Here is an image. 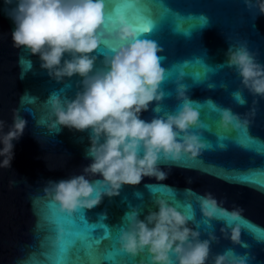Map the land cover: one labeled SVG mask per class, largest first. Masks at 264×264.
<instances>
[{"label": "clouds", "instance_id": "9594fccd", "mask_svg": "<svg viewBox=\"0 0 264 264\" xmlns=\"http://www.w3.org/2000/svg\"><path fill=\"white\" fill-rule=\"evenodd\" d=\"M243 3L250 12L264 15V0ZM4 5L14 24L10 33L13 47L38 57L40 68L58 83L78 77L74 95H67L64 89L49 94L43 104L46 119L37 123L50 134L66 127L87 132L89 139L85 152L89 163L78 174L46 180L43 194L33 198L38 214L49 200L68 215L92 209L105 196L119 195L124 185H138L145 177L165 181L173 164L180 165L184 156L195 159L206 150L202 130L208 125L201 119V108L188 96L183 73L175 78L180 103L175 110L159 114L165 98L162 83L168 74L158 55L163 49L155 40L143 38L124 14L106 20L104 0H4ZM229 41L222 66L233 70L242 86L232 97L246 104V90L254 107L241 114L206 101L219 115L218 129L224 132L247 128L249 117L255 116L256 106L264 100V62L259 50H253L247 39ZM19 64L27 69L23 79L33 69V61L21 57ZM38 99L25 92L21 107L13 109L11 124L0 119V168L12 167L14 142L28 124L21 110L25 103L34 104ZM149 109L155 114L143 119ZM162 164L168 165L167 170ZM157 185L173 195L153 193L146 213L140 206L125 213L116 232L121 252L141 257L137 264H252L254 256L234 248L214 253L213 245L220 238L214 230L202 231L195 213L198 206L203 219L221 221L223 237L243 246L242 209L228 210L211 193L199 195L192 189L184 192L194 197V203H184L172 187ZM103 217L106 220L107 214Z\"/></svg>", "mask_w": 264, "mask_h": 264}, {"label": "water", "instance_id": "95a60500", "mask_svg": "<svg viewBox=\"0 0 264 264\" xmlns=\"http://www.w3.org/2000/svg\"><path fill=\"white\" fill-rule=\"evenodd\" d=\"M4 8V0H0V119L11 124L13 109L21 107L20 98L25 92L39 99L34 104H24L21 114L28 121L27 127L20 140L14 142L15 158L12 167L0 168V264H18L21 260H27L28 264H52L61 258V245L68 249V255L64 258L69 261L79 260L83 264H137L141 257H132L123 252L114 259L106 258L113 250L110 247L113 239L102 240L96 246V255L90 257L79 237L81 226L58 223L57 214L66 213L60 212L54 201H46L39 214L34 208L33 198L43 194L46 180H59L78 174L89 163L85 158L89 139L87 132L73 131L66 127L58 133L50 134L44 126L37 123L41 118L46 119L43 104L49 94L64 89L67 95H74L78 77L58 83L48 76L46 70L40 68L38 57L29 56L27 51L13 47L10 33L14 24L5 14ZM107 8L112 17L124 14L128 20L134 19L135 13L144 8H149L164 18L158 30L143 36L155 40L163 49L158 55L163 58L161 63L166 70L176 66L162 83L165 98L159 105L162 109L160 115L175 110L180 103L175 95V78L181 73L191 74L184 75L183 83L189 86L188 96L194 103L206 104L210 99L219 106L231 107L234 112L241 114L254 107L253 97L246 90L243 93L247 100L245 105L240 106L233 99L232 93L242 86L238 75L226 66L210 74L208 81L196 82L193 79L197 73L204 71L196 62L199 59L213 68L226 64L225 53L230 45L229 40L234 41L236 35L240 39H247L253 50L258 49L259 58L264 62V15L249 12L243 0H156L154 3H148L147 0H107ZM201 15L210 18L206 27L194 30L190 37L175 32L176 26L187 29L198 23L197 17ZM21 57L33 61V69L23 79V69L19 64ZM185 64L188 65L186 68ZM209 83L216 86L209 88ZM222 84L226 86L222 87ZM155 106L153 102V107ZM256 107L255 116L249 117L247 129L254 138L264 141V100H260ZM24 109L30 110L31 114ZM154 114L149 109L142 114V118L151 119ZM201 119L211 127V131L202 130L204 138L216 147L205 150L199 157L209 166H216V170H241L252 176L250 181L226 182L212 172L173 164L165 181L157 182L154 178L145 177L138 185H124L117 196H105L94 208L81 210L89 224L109 226L112 237L116 238L117 225H120L131 207H143L146 213L151 206L153 193L147 186L163 184L176 190L178 198L184 203H194V197H189L184 192L185 189H192L199 195L211 193L222 202L224 208L242 209L244 219L264 228V157L258 154L261 145L245 148L235 142L236 136L233 134L231 139L224 142L226 147L220 148L216 135L219 130V115L210 112V116L205 118L201 110ZM186 160L188 157L184 156L181 161ZM161 167L167 170L168 165L162 164ZM189 178L192 179L191 183H188ZM105 213L107 219L102 220ZM195 213L197 221L203 219L198 206L195 207ZM212 222L215 233L220 238L219 243L213 245L214 253L234 248L237 253L254 256L252 264H264V241H259L241 226V238L249 248L233 245L220 232L221 222ZM95 235L102 238L104 230L97 229ZM115 246L119 248L117 243ZM73 247L80 250L79 256L72 254Z\"/></svg>", "mask_w": 264, "mask_h": 264}, {"label": "snow or ice", "instance_id": "6c2138e0", "mask_svg": "<svg viewBox=\"0 0 264 264\" xmlns=\"http://www.w3.org/2000/svg\"><path fill=\"white\" fill-rule=\"evenodd\" d=\"M148 3H154L156 0H147ZM105 3V19L106 20H111L112 19V13L110 10L107 8V0H104ZM247 9V8H246ZM248 10V9H247ZM249 11V10H248ZM250 12V11H249ZM255 15V12H252ZM163 17H159L158 14H156L153 10L149 8H144L140 9L138 12L135 13V18L129 20L131 24H133L136 28V30L142 35L145 36L146 34H151L154 30H158L161 24V21L163 20ZM198 23L191 25L189 28L185 29L179 26L175 27V32L177 34H183L186 37H190L193 33L194 30L197 29H202L206 27L209 24L210 18L207 16L201 15L197 17ZM234 40L240 39L239 35L234 36ZM198 64H200L204 71L202 73H197L193 79L196 82H204L208 81L209 77L211 76L210 74H214L224 68V66L220 65L217 66L216 68L210 67L208 64L204 62L203 59H199L196 61ZM188 65L185 64L184 67L186 68ZM176 66L173 65L170 69L167 70L168 74L171 75V73L175 70ZM23 71H27V69H23ZM185 76L186 75H191L189 73H183ZM216 85L213 83H209L208 87L213 88ZM222 87H225L226 85H221ZM244 100L246 98L244 97ZM247 101V100H246ZM238 105H245L244 101H240ZM197 107H200L201 110L203 111V115L205 118H208L210 116V112H213L212 109L208 104H196ZM210 110V111H208ZM30 111V110H29ZM208 131H211L210 125H208L207 129ZM235 134L236 136V143L245 147V148H250L251 146L260 144L261 149L259 151V155L261 157H264V141L254 138L251 134L250 131L247 128H238L234 129L230 132H224L222 130H218L216 133L218 137L219 144L218 146L220 148H225L226 144L224 143L225 141L231 139L232 135ZM203 139L206 141L207 148L206 150H213L216 145L213 143L209 142L204 136H202ZM189 161H194L190 163ZM181 166L185 168H190V169H196V170H202L205 172H212L214 175L219 176L220 178L224 179L226 182H236V181H241V182H248L252 179V176L249 174H245L241 170L238 169H227L223 168L220 170H216V166H209L207 162H205L203 159L200 157H197L195 159L189 158L186 161H180L179 162ZM151 192L154 194H164V195H173L172 193H169L168 190L163 188L160 185H148ZM190 195V194H189ZM137 196H141L140 193H137ZM142 198V196H141ZM179 206V205H178ZM102 220H104V217H101ZM218 222H221L217 220ZM57 222H64V223H70L73 227H75L77 224L81 226V229L79 230V237L84 243L85 247L87 248V253L90 257H94L96 255V246L99 245L102 240H107V239H113V244L110 245V247L113 249L109 255L106 257L107 259H114L116 256H121L122 252L120 251L119 248L115 246L116 244V238L112 237V229L105 225V224H89L84 211H79L78 214L76 213L75 215H61L57 214ZM243 229L248 232L249 234H254L256 238L259 241H264V228H260L255 226L253 223L247 221L246 219H242L240 221ZM198 226L202 231L205 233L208 231H216L213 222H209L206 219H200L198 221ZM119 228V225H117V230ZM97 229H103L104 230V236L102 238H97L95 235V232ZM75 244V241L73 242ZM244 248H249V245L247 243H244L243 245ZM72 254L75 256L80 255V250L73 247L72 248ZM60 255L61 258L57 259L52 262V264H83L82 261L79 260H73L69 261L65 259L68 255V249L61 245L60 247Z\"/></svg>", "mask_w": 264, "mask_h": 264}]
</instances>
